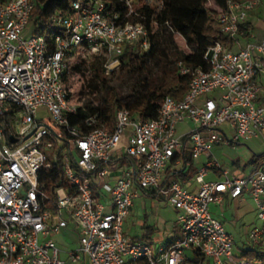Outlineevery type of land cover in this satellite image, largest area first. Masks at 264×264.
I'll use <instances>...</instances> for the list:
<instances>
[{
	"label": "built area",
	"instance_id": "built-area-1",
	"mask_svg": "<svg viewBox=\"0 0 264 264\" xmlns=\"http://www.w3.org/2000/svg\"><path fill=\"white\" fill-rule=\"evenodd\" d=\"M120 1L126 9L109 8L106 0H70L49 17L50 39L26 33L34 0L0 2V264L260 263V257L249 262L234 255L233 237L210 204L249 196L261 225L247 236L264 245V159L246 175L230 176L213 154L215 146H233L264 132V103L256 102L264 96L257 81L264 73V26L257 36L252 14L264 0L203 5L205 15L216 8L219 29L234 44L212 42L206 66L178 61L179 73L189 75L188 88L181 98L166 96L154 116L132 118L121 109L112 129L95 126L96 114L70 124L67 114L80 104L71 100L67 78L79 49L104 54L110 73L127 44L136 43L139 51L150 47L145 25L133 19L139 16L134 5L159 9L163 0ZM247 23L243 37L240 25ZM174 35L186 47L183 37ZM40 107L50 114L48 123L38 117ZM184 122L191 127L177 132ZM223 124L232 129L230 137L220 130ZM184 149L194 159L207 156L195 176L197 189L173 179L163 188L167 164ZM58 153L65 184L54 186L51 196L46 182ZM208 169L221 177L206 180ZM151 193L180 210L171 239L158 246L124 232L133 199ZM68 225L77 243L62 258L52 234Z\"/></svg>",
	"mask_w": 264,
	"mask_h": 264
},
{
	"label": "trees",
	"instance_id": "trees-1",
	"mask_svg": "<svg viewBox=\"0 0 264 264\" xmlns=\"http://www.w3.org/2000/svg\"><path fill=\"white\" fill-rule=\"evenodd\" d=\"M69 1L34 0L35 5L26 33H43L50 39L49 17L57 9L67 6ZM106 1L109 8L126 9L120 0ZM208 1L163 0L159 9L144 2L135 4L134 8L139 16H134L133 19L145 25L150 37V47L139 51L136 43L127 44L119 57L120 72L117 80L112 77L114 70L105 72V55L95 56L88 65L93 73L88 82L92 89L88 93L95 96L96 104H92V101L80 104L75 114H67L69 123L80 124L89 115L96 114L95 126L112 129L118 110L126 109L132 118L145 120L156 114L166 96L181 98L188 88L189 75L179 73L177 62L181 61L190 67L206 66L204 55L212 42L220 41L229 48L234 44L233 40L220 31L215 18L216 8L210 7L206 15L202 11L203 5ZM210 1L213 6L220 8L225 0ZM240 28L243 30V37H247L249 24H241ZM173 31L183 37L186 47L178 44ZM72 71L79 72L80 64H72ZM124 84L126 89L123 88ZM70 98L74 101L71 96ZM183 158L190 162V158L184 153ZM262 159L264 152L254 154L251 164L257 166ZM122 160L125 162L126 157L123 156ZM49 172L51 176L47 179L46 191L53 196L54 186L65 184L59 153ZM151 231V226L146 227L144 238L149 239L148 233ZM241 256L249 262L260 257V263L254 264H264V253L255 249H247Z\"/></svg>",
	"mask_w": 264,
	"mask_h": 264
},
{
	"label": "rangeland",
	"instance_id": "rangeland-1",
	"mask_svg": "<svg viewBox=\"0 0 264 264\" xmlns=\"http://www.w3.org/2000/svg\"><path fill=\"white\" fill-rule=\"evenodd\" d=\"M178 44L182 45L180 41H178ZM102 55V53L93 52L83 47L79 49L78 54L72 59V64H80V71L71 72V75L67 78V88L72 99L78 104H84V102L88 101H92V104H96L95 96H91L88 93V90L92 89V87L88 85V82L93 77V73L88 65L95 56ZM119 72V68L114 70L112 77H116L117 80ZM123 86V88L126 89L125 84ZM37 114L44 122L48 123L50 121V114L44 107H40ZM252 149L256 151L258 147L254 145ZM216 153L218 156H221L220 162L224 167L229 166L231 160L238 154L237 150H232L230 148H223ZM122 162L123 161H121V163ZM114 173H116V171ZM179 211L180 210L175 209L167 199L161 198L160 196H151L148 194L144 195V197L133 199V204L130 208L131 213L124 224V232L129 237H137V239L143 237V239H146L144 238L146 227L151 226L152 231L148 233L149 239L146 240L152 245L158 246L169 238L168 233L170 224L176 219ZM250 221L256 222L257 226L261 225L260 221L255 220L253 215L236 221L226 220L224 222L225 229L231 233L234 239L233 253L235 256L240 255L245 248H254L256 251L264 248V245H258L252 242L244 232L242 224H248ZM52 239L61 251L60 256L62 258L65 257L64 252L74 247L76 240L74 234H64L62 232L52 234ZM66 260L68 261V259Z\"/></svg>",
	"mask_w": 264,
	"mask_h": 264
},
{
	"label": "crops",
	"instance_id": "crops-1",
	"mask_svg": "<svg viewBox=\"0 0 264 264\" xmlns=\"http://www.w3.org/2000/svg\"><path fill=\"white\" fill-rule=\"evenodd\" d=\"M252 14H253L254 32L257 34V36H259L260 29L262 28V26H264V3H262L258 8H256L252 12ZM257 81L262 86H264V73H260L258 75ZM256 102L258 104L264 103V96H260ZM191 125L192 124L190 122L180 123L178 124L176 131L177 132L185 131L188 128H190ZM220 130H222V132H224V134H226L229 137L233 133L232 129L227 124H223L222 126H220ZM254 145L258 147L256 151L252 149V146ZM223 148H230L232 150H237L238 152L237 156L229 163V166H225V167L220 162L221 156H218L216 153L218 150L221 151ZM262 152H264V132H262L257 137L251 138L243 143H239L233 146H215L213 148V154L218 159V161L223 166V168H226L228 170V174L230 176H242L249 173L254 167H256L253 164H251L253 155L254 154L258 155ZM183 153L190 158V162L184 161ZM206 161H207V156L203 154L199 155L195 159L192 158L189 149H184L182 152L176 153L174 158L167 164L166 172H165V180L162 182V187L166 188L167 180L173 179L180 181L188 189L196 190L197 182L195 181V176L198 174L200 168L204 165ZM220 177H221V173L215 169H211V170L208 169L206 171V174L204 175V178L206 180H217ZM149 195L154 196V193H151ZM210 211L214 217H216L223 223V225L226 220L236 221L244 217H249V215H253L255 217V220H258L256 216L255 205L249 196H244L243 198H236V199H227L226 197H223L220 203L210 204ZM242 225L244 228V232L247 234V231L253 226H256L257 224L256 222L250 221V223L242 224ZM171 228H172V224H170V228H169V233H168L169 238L164 243L161 244H165L171 239L172 237ZM61 232L64 234H68V233L74 234L76 239L75 244L77 243V236L72 225H68L67 227L62 228ZM228 233L231 234L230 232ZM132 238H137V237H132ZM247 249L248 248L243 249L242 253ZM242 253L240 255H242ZM84 264H88V262L85 261Z\"/></svg>",
	"mask_w": 264,
	"mask_h": 264
},
{
	"label": "water",
	"instance_id": "water-1",
	"mask_svg": "<svg viewBox=\"0 0 264 264\" xmlns=\"http://www.w3.org/2000/svg\"><path fill=\"white\" fill-rule=\"evenodd\" d=\"M10 141H14V139L12 137H10Z\"/></svg>",
	"mask_w": 264,
	"mask_h": 264
}]
</instances>
